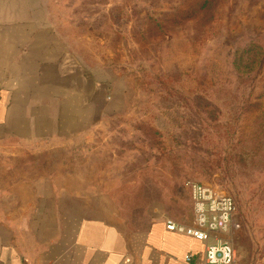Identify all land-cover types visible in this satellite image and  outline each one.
Here are the masks:
<instances>
[{
	"label": "rangeland",
	"instance_id": "374dc122",
	"mask_svg": "<svg viewBox=\"0 0 264 264\" xmlns=\"http://www.w3.org/2000/svg\"><path fill=\"white\" fill-rule=\"evenodd\" d=\"M15 4L54 26L110 93L80 138L8 162L55 187L41 201L137 232L188 224L186 184L204 183L237 202L236 264H264V0Z\"/></svg>",
	"mask_w": 264,
	"mask_h": 264
},
{
	"label": "crops",
	"instance_id": "0c3cea01",
	"mask_svg": "<svg viewBox=\"0 0 264 264\" xmlns=\"http://www.w3.org/2000/svg\"><path fill=\"white\" fill-rule=\"evenodd\" d=\"M12 2L0 0V149L12 148L0 152V264H205V244L168 231L169 219L128 232L72 213L70 201H41L55 187L37 169L8 164L80 138L110 97L54 26Z\"/></svg>",
	"mask_w": 264,
	"mask_h": 264
},
{
	"label": "built area",
	"instance_id": "2783aa9c",
	"mask_svg": "<svg viewBox=\"0 0 264 264\" xmlns=\"http://www.w3.org/2000/svg\"><path fill=\"white\" fill-rule=\"evenodd\" d=\"M192 202V223L166 222L171 232L191 237L205 244V264H236L237 252L231 240L236 229V200L213 186L190 181L186 184ZM192 256H186L190 262Z\"/></svg>",
	"mask_w": 264,
	"mask_h": 264
}]
</instances>
